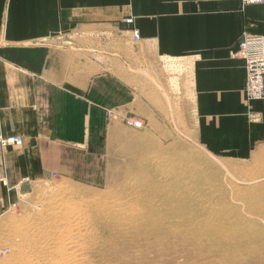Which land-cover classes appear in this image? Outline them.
Wrapping results in <instances>:
<instances>
[{"label":"crops","instance_id":"obj_1","mask_svg":"<svg viewBox=\"0 0 264 264\" xmlns=\"http://www.w3.org/2000/svg\"><path fill=\"white\" fill-rule=\"evenodd\" d=\"M2 20L13 43L0 46V136L23 141L0 146V216L35 182L92 178L109 115L143 107L142 71L160 62L181 63L183 96L213 144L264 140V100L247 101L236 55L243 33L264 36V2L6 0Z\"/></svg>","mask_w":264,"mask_h":264},{"label":"rangeland","instance_id":"obj_2","mask_svg":"<svg viewBox=\"0 0 264 264\" xmlns=\"http://www.w3.org/2000/svg\"><path fill=\"white\" fill-rule=\"evenodd\" d=\"M160 63L143 107L109 115L92 178L35 182L0 216V264H264V140L213 144L181 63Z\"/></svg>","mask_w":264,"mask_h":264},{"label":"built area","instance_id":"obj_3","mask_svg":"<svg viewBox=\"0 0 264 264\" xmlns=\"http://www.w3.org/2000/svg\"><path fill=\"white\" fill-rule=\"evenodd\" d=\"M264 0H240L241 6L263 3ZM132 23V19L125 20ZM138 38L133 33V39ZM236 55L244 62V94L247 101L264 100V36H252L243 33L238 42ZM22 138L17 135L0 136V146L15 147L22 145Z\"/></svg>","mask_w":264,"mask_h":264},{"label":"bare ground","instance_id":"obj_4","mask_svg":"<svg viewBox=\"0 0 264 264\" xmlns=\"http://www.w3.org/2000/svg\"><path fill=\"white\" fill-rule=\"evenodd\" d=\"M129 120L132 122L131 124L134 126V127H141L142 126V123L141 121H139L138 119H132V118H129Z\"/></svg>","mask_w":264,"mask_h":264}]
</instances>
